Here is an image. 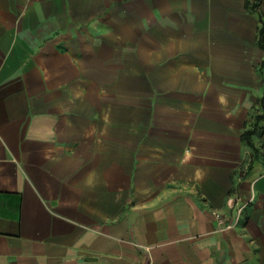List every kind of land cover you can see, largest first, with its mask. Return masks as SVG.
<instances>
[{
    "label": "crops",
    "instance_id": "0c3cea01",
    "mask_svg": "<svg viewBox=\"0 0 264 264\" xmlns=\"http://www.w3.org/2000/svg\"><path fill=\"white\" fill-rule=\"evenodd\" d=\"M262 28L264 0H0V264H264Z\"/></svg>",
    "mask_w": 264,
    "mask_h": 264
},
{
    "label": "trees",
    "instance_id": "16d2710c",
    "mask_svg": "<svg viewBox=\"0 0 264 264\" xmlns=\"http://www.w3.org/2000/svg\"><path fill=\"white\" fill-rule=\"evenodd\" d=\"M260 45L264 46V28H262L260 30V39H259ZM262 102L264 104V98L262 99ZM249 134V133H248ZM248 134H243V137H245V139H248Z\"/></svg>",
    "mask_w": 264,
    "mask_h": 264
},
{
    "label": "built area",
    "instance_id": "2783aa9c",
    "mask_svg": "<svg viewBox=\"0 0 264 264\" xmlns=\"http://www.w3.org/2000/svg\"><path fill=\"white\" fill-rule=\"evenodd\" d=\"M228 203H229L230 207H233V200L232 199H230L228 201ZM235 211H236V217L235 218L238 220V217L241 215L242 206L237 207Z\"/></svg>",
    "mask_w": 264,
    "mask_h": 264
}]
</instances>
